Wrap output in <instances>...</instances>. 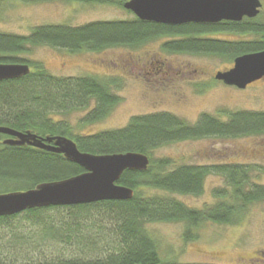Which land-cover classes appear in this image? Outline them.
<instances>
[{
	"label": "trees",
	"instance_id": "trees-1",
	"mask_svg": "<svg viewBox=\"0 0 264 264\" xmlns=\"http://www.w3.org/2000/svg\"><path fill=\"white\" fill-rule=\"evenodd\" d=\"M80 1L112 2L123 8V0ZM223 32L252 35V38L227 40L214 36ZM159 38H166L161 48L169 53L204 54L233 61L239 55L264 50V14L260 12L256 18H245L240 22L181 25L158 24L133 15L128 19L96 20L73 26L42 24L32 28L28 35L0 33V63H25L32 67L25 75L0 81V126L39 137L64 136L73 140L81 152L132 151L149 158L146 170H124L117 181L133 190L130 199L38 207L0 216V228L18 230L13 234L17 239L13 245L24 256L21 259L14 251L12 259L0 258V264H181L160 258L147 223H237L250 204L264 200V186L250 180V167L246 165L236 162L174 165L171 159H153L150 153L161 145L187 139L264 134V111L229 112L224 120L203 113L194 124L160 111L134 115L120 128L88 135L73 134L67 122L55 121L49 114L84 109L92 103L83 121L102 120L121 101L116 94L120 80L95 76L56 77L41 64L19 57L32 45L39 44L70 52H98L118 46L137 48ZM4 137L0 134V193L34 188L43 182L84 172L81 166L68 161L62 154L3 144ZM214 172L225 178L228 189L215 190L213 194L218 201L202 209L189 207L170 196L145 194L147 190L199 194L206 175ZM54 238L64 244L70 243L68 246L72 247L73 253L40 255L35 252L40 250V241ZM30 252L36 255L27 257Z\"/></svg>",
	"mask_w": 264,
	"mask_h": 264
},
{
	"label": "rangeland",
	"instance_id": "rangeland-1",
	"mask_svg": "<svg viewBox=\"0 0 264 264\" xmlns=\"http://www.w3.org/2000/svg\"><path fill=\"white\" fill-rule=\"evenodd\" d=\"M261 2L264 14V0ZM132 16V12L112 2L0 0V33L28 35L32 28L42 24L73 26ZM214 36L227 40L252 38V35L228 32ZM165 39H155L137 48L118 46L98 52H70L39 44L32 45L19 57L41 64L56 77L120 80L116 94L121 101L102 120L83 121L92 103L84 109L49 114L55 121L67 122L73 134L120 128L134 115L160 111L172 113L189 124H194L203 113L224 120L229 112L264 111V78L243 89L226 85L215 80L214 74L230 68L232 61L212 55L169 53L161 48ZM150 153L153 159L169 158L174 165L240 163L250 167V180L254 184L264 186V134L187 139L161 145ZM222 188L228 189L225 178L214 172L206 175L199 194H169L158 190H147L145 194L170 196L189 207L202 209L218 201L213 193ZM146 227L163 260L181 264H264V200L250 204L237 223L205 221L190 225L184 221H159L147 223ZM16 230L0 228V258L12 259L14 251L21 255L22 251L13 245L17 241L13 235ZM68 245L54 238L40 241V250L35 252L71 255L73 250ZM35 252L26 256L34 257Z\"/></svg>",
	"mask_w": 264,
	"mask_h": 264
},
{
	"label": "water",
	"instance_id": "water-1",
	"mask_svg": "<svg viewBox=\"0 0 264 264\" xmlns=\"http://www.w3.org/2000/svg\"><path fill=\"white\" fill-rule=\"evenodd\" d=\"M123 8L140 20L166 25L185 23L240 22L254 18L262 6L260 0H126ZM30 71L25 63H0V81L18 78ZM264 77V50L235 57L230 68L218 70L214 79L243 89ZM7 145L29 144L60 153L84 172L65 179L43 182L34 188L0 193V216H9L31 208L73 206L104 200H126L133 190L117 183L124 170L144 171L146 154L123 152L91 154L81 152L76 143L64 136L39 137L0 126ZM53 141V144L50 142Z\"/></svg>",
	"mask_w": 264,
	"mask_h": 264
},
{
	"label": "flooded vegetation",
	"instance_id": "flooded-vegetation-1",
	"mask_svg": "<svg viewBox=\"0 0 264 264\" xmlns=\"http://www.w3.org/2000/svg\"><path fill=\"white\" fill-rule=\"evenodd\" d=\"M260 2H261V0H260ZM261 4H262V2H261ZM262 6H263V4H262ZM262 6H261L260 9H259V13L262 11ZM259 13H258L254 18H256V17L259 15ZM245 18H246V19H254V18H247V17H244L243 19H245ZM243 19H242V20H243ZM242 20H241V21H242ZM143 65H145V64H143ZM143 65H142V66H143ZM28 66H29V64H28ZM29 68H30V70L32 69L30 66H29ZM263 78H264V77H262L261 79H263ZM261 79H259V80H261ZM259 80L254 81V82L250 83V84L247 85V86H250V85H252V84L255 83V82H258ZM247 86H246V87H247ZM246 87H245V88H246ZM1 135H3V134H1ZM4 136H5V137L2 138V141H3L4 139L8 138L7 135H4ZM50 144H53V141L50 142ZM22 146H28V147H32V148H37V147H34V146H32V145H29V144H24V145H22ZM37 149H40V148H37ZM46 151H47V150H46ZM50 152H51V151H50ZM59 154H60V153H59Z\"/></svg>",
	"mask_w": 264,
	"mask_h": 264
}]
</instances>
